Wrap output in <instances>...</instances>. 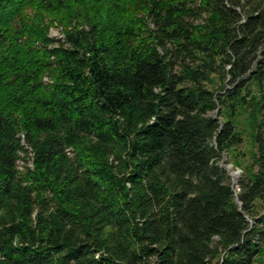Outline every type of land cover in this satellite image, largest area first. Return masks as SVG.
Returning a JSON list of instances; mask_svg holds the SVG:
<instances>
[{
  "label": "trees",
  "instance_id": "1",
  "mask_svg": "<svg viewBox=\"0 0 264 264\" xmlns=\"http://www.w3.org/2000/svg\"><path fill=\"white\" fill-rule=\"evenodd\" d=\"M263 254L264 0H0V264Z\"/></svg>",
  "mask_w": 264,
  "mask_h": 264
},
{
  "label": "rangeland",
  "instance_id": "2",
  "mask_svg": "<svg viewBox=\"0 0 264 264\" xmlns=\"http://www.w3.org/2000/svg\"><path fill=\"white\" fill-rule=\"evenodd\" d=\"M50 35L51 36H60V32L56 28L50 29ZM239 127H240V134L243 137V145L239 148L233 150L231 153V157L234 158V160L228 161V159L225 157L223 160H221V166L226 170L227 175L229 177V180L232 184V186L236 189V180L238 177L242 174L241 166H248L250 164V154L252 150V143H251V129H252V123H250L249 120H247L246 116H241L238 121ZM256 264H264V254L262 257H260Z\"/></svg>",
  "mask_w": 264,
  "mask_h": 264
}]
</instances>
